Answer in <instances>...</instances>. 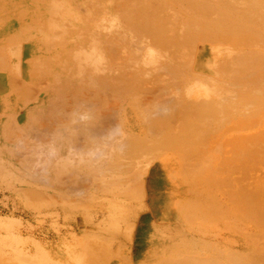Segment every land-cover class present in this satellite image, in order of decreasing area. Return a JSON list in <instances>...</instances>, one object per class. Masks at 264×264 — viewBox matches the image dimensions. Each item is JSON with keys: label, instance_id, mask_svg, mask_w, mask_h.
<instances>
[{"label": "rangeland", "instance_id": "rangeland-1", "mask_svg": "<svg viewBox=\"0 0 264 264\" xmlns=\"http://www.w3.org/2000/svg\"><path fill=\"white\" fill-rule=\"evenodd\" d=\"M16 1L20 2L21 0ZM41 1L43 0H32L36 9L34 14L31 13L33 20L30 21H33L35 28L37 26L38 28L44 27L46 31H50L51 36L45 34L42 37L38 31L34 32L31 34L32 40L30 41L33 44H28L30 47L34 45L38 50L51 43L69 44L71 42L74 44L72 46L77 45L72 58L77 66L76 74L71 72L74 86L82 81V83L89 81L91 84V79L94 78L96 82L98 81L97 76L103 73L111 75L110 72H112L114 75L110 77L112 81L116 75L118 76L114 79L117 81L116 83L121 81L131 87H136L138 82L144 81L142 86L145 87L147 81H152L153 86L157 87L155 82H158V79H161L163 75L171 83H174L173 80L177 77L178 70L185 69L187 75L191 77L185 76L184 85L181 88L175 85L173 89L176 94L185 91L186 106L191 107L194 104L192 108H195L196 112H200V115L195 114L197 116L194 117V121L200 120L203 115L197 122V127H200L199 131L205 124L208 126V122H211L215 128L219 126L217 118L215 119L216 115L211 113L212 111H207L211 114L205 110L203 112L199 106L201 100L215 98L220 91L215 87L217 86L215 81L221 79L222 76L224 80V75L217 70L223 67L219 65L221 58L220 61L215 59L218 58L219 53L226 56L224 58L226 71L230 70V67L234 71L235 61L239 65L240 61L238 62L235 57L239 53L245 54L246 52L248 54L250 49L251 51L255 49L263 52L264 55V20L252 22L250 2L246 5H234V8L238 9H232V11L229 9L233 14L242 10L243 15L239 19L236 18L237 20L233 18V14L230 15L228 9H223L222 6L219 10L216 8V15L221 14L216 16V19L223 17L225 12L229 13V17L224 16L227 19L223 21L229 25L234 24L233 22L240 24V28L244 29V32L236 31V28L232 27L233 25L225 27L227 31L231 32L232 36L229 39V37L221 35L224 33L223 26L220 27L223 33L219 31L220 29L209 31L210 38L206 39L212 43L217 40L216 42L219 43L204 42L198 52L192 53L193 57L198 55L199 60L202 58L203 61L208 62V67L199 68L200 66L196 65L193 69L191 68L192 56L191 54L187 55L185 61L184 51L191 46L192 39L196 46L200 38L189 33L190 26H183L186 28L183 30L185 34L183 36L190 41V45L188 44L189 46L186 47L187 44L176 43L177 39L172 45L173 47L164 50L161 46L167 44L159 35L166 31L167 26L164 25L163 19L158 20L148 14L150 10L157 11L158 4L164 6L168 0H156L149 11L148 7L144 6L146 3H143L140 7L143 11L137 7L135 12L132 9L125 11L126 7H133L130 5L118 9L115 5L118 0H90L91 3L88 0H46L43 6L40 5ZM245 1L243 0V2ZM259 4L264 7L261 2ZM211 6L212 9H215L213 5ZM195 7L197 6L191 5L189 11L185 9L182 16L191 17L199 14L200 11L197 12L199 8ZM173 9L177 14H181L179 7ZM129 11L135 16L130 15L126 19L125 14H130ZM50 12L52 14L48 15ZM158 12L161 13L162 10ZM245 12L250 14L247 15ZM143 14H145L144 17L141 16ZM245 14L248 17L244 16ZM45 15H48L50 19L49 24H46L48 20L43 18ZM147 15L148 18L145 17ZM238 15L241 14L238 13ZM199 16L204 24L207 23L206 26L214 27L212 18L204 16L203 12ZM230 17L232 18L228 19ZM175 21V23L179 22ZM81 22H85V25ZM173 25L176 27V24L173 23ZM85 26L88 29L83 31ZM248 26L254 27V30L247 29ZM187 28H189L188 31ZM32 29L34 30V28ZM78 29L81 31L78 32ZM225 35L228 34L225 33ZM152 38L157 42L153 44ZM26 42L28 41L24 40L20 43V49ZM68 44L65 45L67 49L70 48ZM193 44L191 47L194 49ZM184 45V50L181 48L174 52L175 58L170 55L172 49L174 51L177 46ZM17 50L18 48L10 49L8 54L15 60H21L17 57ZM231 53L236 54L233 57ZM54 55V53L50 54L51 57ZM240 56L238 59L245 58V55ZM210 57L212 58L208 60ZM231 57L236 59L232 60ZM33 58H37V56L32 57L28 63L30 78L34 77V80H38L39 76L32 66ZM172 58L173 62L170 61ZM245 60L248 62L247 65L243 62ZM248 60L249 58H245L242 61L244 68H241V70H247L237 75V77L241 75L243 78L242 83L237 82L241 88H248L250 84L264 81V60L255 62L253 66ZM231 61L234 62L231 63ZM62 63L68 65L66 59ZM227 63L232 66L228 65V68ZM170 64H172L173 70L168 68L162 72L163 69L159 68H166ZM119 66L123 70H119ZM213 66L215 67L213 68ZM240 66L242 67V65ZM149 68L157 70L151 71ZM109 69L111 70L109 71ZM156 73L161 75L155 80ZM194 73L200 77L192 75ZM58 74L60 77L66 78L64 72H58ZM137 74L141 75L143 80L141 78L139 81L133 79L134 77L137 79ZM210 77L213 80L210 81ZM127 78L128 80H126ZM67 80L69 79H65V81ZM63 83L65 86L69 84L63 80L59 82V84ZM39 84L40 86L46 85L44 82H39ZM222 85L221 91H225L227 88L231 94L226 90L227 95L237 102L235 103L233 99H230L232 104H228L231 101L227 102L230 113L222 116L225 121L219 123L221 129L203 130L200 133L190 132L191 137L188 135L187 138L184 137L181 140L179 138L180 144L177 140L174 141L176 145L163 153L157 151L156 155L153 154L154 158L152 155H149V158L147 154H141L143 155L141 156L138 153L140 157L137 158V162L144 161L137 163L135 166L137 170L126 171L127 173L122 170L124 166L122 168L117 166L122 171L114 172L113 167L116 166L111 168H107L108 166H79L75 161V158L81 157L80 162L87 164L84 156L90 155L92 160L99 164L98 161L101 158L111 157L112 151L122 150V147L125 149L123 132L114 120L108 124L110 128L106 126L107 128H99L96 129L97 131L90 132L95 146H105L108 148L107 150L111 151L112 149V151L108 155H104L103 150L84 154L82 145H72L70 140L79 133L80 128L89 130L86 125L81 123L75 126L79 120L87 116L77 115L68 110L55 109L50 118L53 119L49 124H52L51 128L48 130L47 126L44 127L47 136L41 140L42 128L40 126L37 128L40 132L33 127H28L25 130L19 126L21 123L17 117L21 113L19 111L21 108L18 110L6 109L7 120L1 121L0 137L1 133L9 134L14 125L19 126L18 129L23 135L11 141L10 138H0V264H94L96 261H93V258H113L114 254L119 257L116 256L117 259L113 261V264H124L123 262L128 264H159V262L161 264H264V260L254 259L259 256L264 257V91H256L258 89L254 88L256 92L253 91L246 95L244 94L245 90L239 87L238 91L243 92L245 96L242 98L243 95L236 94L239 95L238 99V96L234 95V93H238L235 92L237 89L235 90L233 86L225 87L224 83ZM56 87L59 88V85L57 84ZM229 89L233 91L231 92ZM129 90L132 91L133 88ZM46 92V90L40 91L35 99L27 102L26 105L29 104L27 111L36 115L39 110H42V108H37V103L40 96L41 99L47 98ZM51 92L56 93V90ZM155 95L153 96L155 99L152 100L138 96L137 105L124 106L128 112L130 126H144L141 112L145 117V115H150L147 113L148 110H152L153 112L151 111L149 116L151 118H156L159 115L162 118V115L168 113L169 103L167 100L161 98V103L160 98H157V93ZM227 95L225 94V96ZM191 100L194 101L191 102ZM195 100L199 101L198 105ZM42 102L43 100L40 101V104ZM166 104L168 107H165ZM27 106H22V109ZM48 107L49 105L46 104L45 109L50 111ZM232 109L235 110L234 114L231 113ZM154 111H156L155 114ZM60 119L63 121L62 123L64 121L70 123L62 126ZM123 119L125 120V118ZM11 125L13 126L10 127ZM6 127L10 128L5 132L4 128ZM137 132L139 136L145 135L139 129ZM82 137L80 139H83ZM90 137L88 135V138ZM96 139L100 140L96 141ZM27 140L31 142L29 146L26 144ZM61 151L63 152L61 153ZM61 156L63 161L64 158L68 159L67 163L70 166H66V168L60 166ZM165 160L170 162L173 160L174 166H154ZM143 166L144 168H142ZM112 168L113 170H111ZM134 172L137 173V183L140 179L143 184L139 183L143 187H137V202L128 196L120 195V193L129 190L127 186L122 185V180L126 179L125 182H128L132 176L135 178ZM109 178L115 180L119 185L114 187L113 183H107ZM60 184H63L62 188ZM65 184L73 186L67 187ZM130 191L133 193L132 189ZM197 201L200 202L201 208L192 206ZM181 204H185L183 215L181 214ZM246 207L249 209L246 210ZM175 210L179 212L178 215H181L178 223ZM182 218H184L183 221ZM112 220L118 224L113 223ZM183 222H185L184 226ZM101 231L107 233V236L103 235ZM116 231H119L118 235L110 242L104 239L110 238L111 233ZM98 233L100 234L98 235ZM156 233L166 238L160 247L157 245ZM98 241H101L105 246L111 244L107 247L110 250L109 255L104 256L101 250L92 247V243ZM90 253L94 255L92 259ZM186 260H190V262L186 263Z\"/></svg>", "mask_w": 264, "mask_h": 264}, {"label": "bare ground", "instance_id": "bare-ground-1", "mask_svg": "<svg viewBox=\"0 0 264 264\" xmlns=\"http://www.w3.org/2000/svg\"><path fill=\"white\" fill-rule=\"evenodd\" d=\"M89 2H90V0H88ZM131 1V2H130ZM128 0V1H124V0H118V2H116L115 3V5H116V7H118V9H120V8H124V7H126L127 5H130V6H133V7H126L125 8V11H127L126 9H132V10H134V12L138 9L137 7H139V10L141 11L142 10V8H140V7H142V5H143V3H146L144 6H147L148 7V11L150 10V8H151V6L154 4V2L156 1V0ZM134 3H133V2ZM250 2V4H249V8H250V11H252V14H250V16H252L253 17V21L252 22H256V21H258V20H264V7H262L259 3L261 2V4L262 5H264V0H252V1H250V0H246L245 2H243V0H168V1H166V3H164V6H161L160 5V3L158 4V6L160 7L161 6V9H159V7L157 8V11L155 10V11H152V10H150V12L148 13L149 15H152V17H155L156 19H158V20H161V19H163V23H164V25L165 26H167V29H165L166 31H164V30H162V31H164V32H162L163 34H161V35H159V37L162 39V40H164L165 41V43L167 44L166 46H161V48H163L164 50H166V48H171V46L177 41V39H178V41L176 42V43H183V44H187L186 45V47L187 46H189L190 45V41L186 38V37H184L183 35H185L184 33H183V30H184V28H183V26H190V34L192 33V35H194L196 38H200L199 40V42L196 44V46L193 44V39L191 40V42H192V44H193V46H195L194 47V49L191 47L192 46V44H191V46H189V47H187L186 49H185V51H184V57L183 58H185L187 55L188 56H190V54H191V56H192V53H196V52H198V50H199V48H200V46L205 42V43H208V44H215V43H219V42H213L212 43V41H210V40H207L206 38H210V33H209V31H212V30H218V29H220V27H224V29H222V31L224 32H222L221 31V29L219 30L220 32H222L223 34H221L223 37H229V39H230V37L232 36L231 35V32H229V31H227L226 30V28H228L229 26H232V27H235L236 28V31H238V32H244V29H242V28H240V24H238V23H235V22H233L234 24H232V25H229L227 22H224L223 20L224 19H227V18H225L224 16H226V17H229L228 15H229V13H226L225 12V14H227V15H225L224 14V16L223 17H221V18H219V19H216L215 17L216 16H220V15H216L217 13L215 12V10H216V8H218V10H219V8L221 9V6L223 7V9H231V11H232V9L234 10V9H236V8H234L235 6L234 5H241V4H244V5H246L247 3H249ZM91 3V2H90ZM191 5L192 6H197V7H195V8H197L198 10H197V12L198 11H200V13L201 12H203V15L205 16H208V17H210V18H212V20H213V23H214V27H212V26H206V24H204L203 22H202V20L200 19V16H199V14L197 13V14H195V15H193V16H191V17H188V16H182V12L183 11H185V9L187 10V11H189L188 9L189 8H191ZM211 5H213V7L215 8V9H212V6ZM154 6V5H153ZM181 9L180 10V12H181V14H177L175 11H174V7H176V8H178V7ZM239 8H240V6H238ZM245 7V6H244ZM134 8V9H133ZM238 9V8H237ZM244 9V8H243ZM160 10H162V12L161 13H159L158 11H160ZM143 11V10H142ZM146 11V10H145ZM174 11V12H173ZM231 11L229 10V12L231 13ZM236 11V10H235ZM244 11V10H243ZM130 12V11H129ZM242 10L240 11V12H237L236 14H233V12L230 14V15H232L233 14V18L235 19V20H237V19H239V18H241L242 17ZM258 12V13H257ZM141 13V12H140ZM143 13H145V12H143ZM176 13V14H175ZM223 13H224V11H223ZM238 13H240L241 15H238ZM247 15H249L248 14V12H245ZM160 14V15H159ZM174 14H175V16H177V17H175L174 16ZM191 14V13H190ZM244 15V16H246V17H248L247 15ZM256 14V15H255ZM126 15V17L128 16H132L133 14H131V12H130V14H125ZM137 15V14H136ZM144 15L145 14H143V15H141L142 17H144ZM133 16H135V14L133 15ZM249 16V17H250ZM128 17L126 18V19H128ZM146 18H148L149 16L147 15V16H145ZM232 17H230V18H228V19H231ZM237 18V19H236ZM129 19H132V18H129ZM134 19V18H133ZM175 20H178L177 22L178 23H180L179 25H177L178 23H175L176 21ZM224 23H223V22ZM129 22V21H128ZM157 22V21H156ZM231 22V21H230ZM135 23V22H134ZM173 23L174 24H176V27H175V25H173ZM210 23V22H209ZM212 24V23H211ZM153 25H154V23H153ZM155 26H157V25H155ZM226 27V28H225ZM231 27V29H234V28H232ZM243 27V26H242ZM165 28V27H164ZM251 29V31H253L254 30V27H250V26H248V28L247 29ZM161 29V28H160ZM186 29V28H185ZM211 29V30H210ZM246 29V28H245ZM147 30V29H146ZM189 30V28H187V31ZM208 30V31H207ZM157 31V30H156ZM185 32V31H184ZM186 33V32H185ZM225 33H227L228 35H225ZM189 34V35H190ZM211 34L213 35V32H211ZM186 35H188V33H186ZM235 35V34H234ZM141 36H143V35H141ZM140 36V37H141ZM149 37H150V35H148ZM139 37V38H140ZM158 37V38H159ZM203 37V38H202ZM222 37V38H223ZM190 38V37H189ZM192 38V37H191ZM190 38V39H191ZM194 38V37H193ZM153 39V38H152ZM187 40V41H186ZM160 41V40H159ZM153 44L155 43V42H157L156 41V39H153V41H151ZM162 42V41H161ZM186 42V43H185ZM189 42V43H188ZM196 42V41H195ZM165 43H163V44H165ZM221 43V42H220ZM189 44V45H188ZM185 45L184 46H177V48H176V50H174L173 51V49H172V52H170V55L171 56H173L174 58H175V53L174 52H176V51H178V50H181V48H183V50H184V48H185ZM232 45V44H231ZM234 45V44H233ZM173 47V46H172ZM234 49V48H233ZM193 50V51H192ZM195 50V51H194ZM192 51V52H191ZM240 52V51H239ZM244 52V51H243ZM242 52V53H243ZM230 54V53H229ZM235 54L236 53H234V55L231 53V55H233V57L235 56ZM240 54L241 53H239V54H237L238 56H235L236 58H232V60L234 59H236L238 62H239V65H238V63H236V61L234 62V61H231V63H233L234 62V64L235 65H233V67L235 66V67H237L238 69H236L235 67L233 68L234 69V71L232 70V68L230 67V70H228V71H226L225 70V66H224V64L226 63V60L224 61V58L226 57L225 55H223V53H219V55H218V58H215L214 56H213V58H215V59H217L218 61H220V58H221V61L219 62V65H221V66H223L222 68H219V69H217V70H219V72L220 73H222L223 75H224V80H223V76L221 77V79H219V80H217V81H215L216 83H217V86H215L217 89H220V91H219V93L218 94H216V97L215 98H207V99H204V100H201V102H200V104L197 102L196 104L198 105L199 104V106H201V110H203V112H204V110L207 112V111H212L211 113H214L215 115H216V117H215V119L217 118V120H218V123L215 121V119H214V121L220 126V124H221V121L222 122H224L225 121V119H222V116H225V114L226 115H229V109H228V107H227V105L228 104H232V100H230V99H233V98H231V96H228L227 95V92H226V90H227V88H225L226 90L225 91H221L222 89V87H223V83H224V85H226L225 87H229L230 88V86H233V88L236 90L235 92H238V93H234V95H235V97H237L238 99H239V95L240 96H242L243 95V92H241V91H238V88L240 87L239 85H238V83L237 82H241V80L243 81V78L241 77V75H239L238 77H237V75L239 74V73H244V70H247V69H242L241 70V68H244L243 67V64H242V61L246 58V59H248L249 58V60L251 61V65L253 66L254 65V63L255 62H258V61H263L264 60V55H263V52H260V51H257V50H255L254 49V51H251V49H250V52H248V54L245 52V54L243 53V54H241V56L243 55H245V58L243 57V59L241 60V56H240ZM247 54V55H246ZM210 55H212L211 53H210ZM214 55V54H213ZM241 57L240 59H238V57ZM212 57H210L208 60H210ZM115 60V59H114ZM173 60V58L170 60V61H172ZM187 59L185 58V61H186ZM213 60V59H212ZM248 60V61H249ZM165 61V60H164ZM254 61V62H253ZM173 62V61H172ZM191 68H195V66L196 65H198V66H200L199 68H204V67H208V62L206 63L205 62V60L203 61V59L201 58L200 60L198 59V55H197V57L195 56V57H191ZM199 62V63H198ZM224 62V63H223ZM246 65L248 64V62H246V60L245 61H243ZM228 63H230V62H228ZM227 63V66L229 65ZM253 63V64H252ZM123 65H125V64H123ZM238 65V66H237ZM240 65H242V67L240 66ZM104 66V65H103ZM108 66H109V68H110V65L108 64ZM172 66V64H170V65H168V67H166V68H164V67H159V68H161V69H163V71L162 72H164L165 71V69H168L169 68V70L170 69H172L173 70V68L171 67ZM226 66V67H227ZM229 66H232V64L231 65H229ZM229 66H228V68H229ZM240 66V67H239ZM104 67H106V66H104ZM121 66H119V70H123L122 68H120ZM215 66H213V68H214ZM117 68V67H116ZM158 68V67H157ZM212 68V67H211ZM111 69L113 70V68L111 67ZM111 69H109V71L111 70ZM151 71H153V70H157L156 68H149ZM192 69V70H193ZM225 70V71H224ZM241 70V71H240ZM131 72H134V71H131ZM159 72V71H158ZM193 72H194V70H193ZM201 72V71H200ZM226 72V73H225ZM111 73V75H109V74H107V73H105V75L107 76L106 78H105V80L103 81V83L102 84H100V83H96V82H93V84H91V86H92V88L90 89V91H88L89 92V96H88V98H86V104L85 103H83V104H85L84 106H83V104H82V106H83V110H86V111H83V112H85L84 114H82L83 112H81L82 111V109L81 110H79L80 108H79V106H78V111L79 112H77L76 111V114L77 113H79V115H80V112H81V115H85V116H89V125H91L90 127H89V133L90 132H92L93 130H96V129H99V128H107L108 127V124H111V122L114 120L116 123H118V121H119V117H123L124 116V114H128V112H127V110H126V108H124V106H131V104H135V105H137V97L138 96H144V99H150V100H152V99H155V97L153 98V96H156L155 95V93H157V98H160L159 99V101L161 100L162 101V99L161 98H163L164 100H167V102L169 103L168 104V106H169V111H167L168 113H166V114H164V115H162L163 117L161 118V116L159 117V116H155L156 118H151V117H149L150 115H151V113L153 112L152 110V112L151 111H149L148 110V112L147 113H150V115L148 116V118L146 119L145 117H147V115H145V117H144V114L141 112V117H144L145 119H143V121L144 120H146L147 121V124H144V131H145V135L144 136H137V137H130V135H128L125 139H124V147H125V145H126V147H125V149H123V147H122V150H119V151H112V149H111V151H112V155H111V157H108V158H101L98 162H99V164H97L96 162H95V160H92V157L90 156V155H88V156H84V159H85V161L87 162V164L86 165H84V166H108L107 168H111L112 166H116V167H113L114 168V172H120V171H122V170H129V166H135V164L137 165V163H139V162H143L144 160H140L139 162H137L138 160H137V158H139L140 156L138 155V153L141 155V154H143V155H146L147 154V156L149 157V155L151 156H153V154H157L158 152L157 151H160V152H164V151H166V150H168V149H171V147H173L174 145H176V140H177V142H178V140H179V138H180V140H181V138H187V136L190 134V132L192 133L193 131L194 132H202L203 130L204 131H206V130H212V131H214L215 129L216 130H218V128H219V126H218V128L216 127H214V126H212L211 125V122H208L207 124H208V126H206V124L204 125V124H201L202 126L204 125V127L203 128H201L202 130H200L199 131V129L198 128H200L199 126L197 127V122L198 121H200L201 120V118L203 117V115H202V117L200 118V120H198V119H196V120H198V121H194V117H196L197 115H195L196 113L197 114H199L200 115V112H196L197 110L195 109V108H192V105H194V104H188V105H191V107H188V106H186V101H185V99H186V96H185V91H180L179 93H177L176 94V91L173 89L174 88V86L176 85V86H179L180 88L184 85V80H185V76H189V75H187V73H186V71H185V69H180V70H178V73L176 74L177 75V77H175L174 78V80H173V82L174 83H171L170 81H169V79H166V76L165 75H163L162 77H161V79L159 78L160 77V73H156V75H155V80L156 79H158V82L156 81L155 82V84H156V86L157 87H154L153 85H154V83L152 82V81H147V83H146V86L145 87H143L142 85L144 84V81H141V82H138L137 83V86L135 87V86H133V87H131V86H129V85H127V84H124L123 82H121V81H118L119 83H116L117 81H112V80H110V78L109 77H111V76H114L113 75V73L112 72H110ZM139 73V72H138ZM173 73H175L174 71H173ZM196 73V72H195ZM192 74V75H195V76H197V77H200L198 74ZM104 74V73H103ZM126 74V73H125ZM124 74V75H125ZM134 74V73H133ZM139 74H141V73H139ZM139 74H137V79H136V77H134L133 79H135V80H137V81H139L140 80V78L143 80V78L141 77V75H139ZM163 74V73H162ZM179 74V75H178ZM201 74H202V72H201ZM191 75V74H190ZM135 76V75H134ZM138 76H140V77H138ZM154 76V75H153ZM157 76V77H156ZM118 76L116 75V78H117ZM191 76H189V78H190ZM212 77V76H211ZM211 77L209 78V80L211 81V80H213V79H211ZM242 79H241V78ZM251 77V76H250ZM54 78V77H53ZM116 78H114V79H116ZM152 78V77H151ZM153 78V79H154ZM237 78V79H236ZM251 79V78H250ZM126 80H128V78L126 79ZM125 80V81H126ZM130 80V79H129ZM131 80H132V78H131ZM154 80V81H155ZM160 80V81H159ZM234 80H236L235 82H234ZM131 82H133V81H131ZM176 82H179V83H176ZM213 82V81H212ZM253 82V81H252ZM47 83V82H46ZM120 83H123V84H120ZM242 83V82H241ZM248 84V83H247ZM237 85H238V87H237ZM245 85V84H244ZM52 86V85H51ZM140 86V87H139ZM81 87H83V85L81 86ZM139 87V88H138ZM89 88V87H88ZM131 88H133V90L132 91H130L129 89H131ZM241 88V87H240ZM254 88H256V89H258V90H256V91H264V81L263 82H260V83H253V84H250V87H248V88H241V89H244L245 90V92H244V94H249V93H251V92H256L255 91V89ZM35 90V89H34ZM62 90V89H61ZM82 90V89H81ZM80 90V91H81ZM230 91H231V89H229ZM228 91V90H227ZM233 91V90H232ZM231 91V92H232ZM63 92V91H62ZM65 92V91H64ZM82 92V91H81ZM85 93L87 92V91H84ZM83 92V93H84ZM88 92L86 93L87 95H88ZM128 92V93H127ZM74 93V92H73ZM228 93H229V91H228ZM241 93V94H240ZM65 94H67L66 92H65ZM80 94V93H79ZM78 93H77V95H79ZM82 94V93H81ZM81 94H80V96H81ZM225 94L227 95V96H225ZM230 94V93H229ZM236 94H239V95H236ZM85 95V94H84ZM231 95V94H230ZM61 96V95H60ZM65 96V95H64ZM79 96V97H80ZM245 95H243L242 96V98L244 97ZM249 96V95H248ZM252 96H253V94H252ZM78 97V98H79ZM234 97V96H233ZM75 98V97H74ZM73 98V99H74ZM85 98V97H84ZM156 98V101H158V99ZM72 99V100H73ZM203 99V98H202ZM70 100V99H69ZM71 100V101H72ZM75 100V101H74ZM73 100V103H75L76 102V100H77V97H76V99H74ZM83 100V99H82ZM81 100V101H82ZM234 101H235V99H233ZM237 100V99H236ZM253 100V99H252ZM62 101V100H61ZM63 101H65L64 99H63ZM70 101V102H71ZM79 101V100H78ZM81 101H79V103H81ZM159 101H158V103H159ZM160 101V102H161ZM192 101H194V100H191V102ZM216 101H218V102H216ZM228 101H231V103L229 102L228 104H227V102ZM65 102H68L66 105H71V103H69V101L67 100V101H65ZM186 102V103H185ZM237 101H235V103H236ZM64 103V102H63ZM157 103V102H156ZM162 103V102H161ZM238 103H241V102H238ZM56 104H57V102H56ZM59 104V103H58ZM76 104V103H75ZM155 104V103H154ZM153 104V105H154ZM195 104V105H196ZM60 105V104H59ZM58 105V106H59ZM64 105V104H63ZM65 105V106H66ZM80 105V104H79ZM148 105H150V104H148ZM162 105V104H161ZM160 105V106H161ZM244 105V104H243ZM250 105V104H249ZM167 106V104H166V106L165 107H168ZM238 106V105H237ZM60 107H61V105H60ZM72 107V106H71ZM71 107H66L67 108V110L69 109V108H71ZM75 107V106H74ZM73 107V108H74ZM146 107H148V106H146ZM152 107V106H151ZM156 107H157V105H156ZM188 107V108H187ZM195 107V106H194ZM249 107V106H248ZM123 108H124V110H123ZM163 108V107H162ZM62 109H65V107L63 106V108ZM76 109V108H75ZM152 109H153V107H152ZM157 109V108H156ZM227 109V110H226ZM154 110V109H153ZM162 110H164V109H162ZM195 112H194V111ZM200 110V111H201ZM238 110H240V109H238ZM73 111V110H72ZM127 112V113H124V112ZM144 111V110H143ZM199 111V110H198ZM231 111V110H230ZM235 110H233L232 109V111H231V113H233ZM54 112V111H53ZM155 112L156 111H154V114H155ZM202 112V111H201ZM210 112H207V113H210ZM163 113V112H162ZM206 113V114H207ZM210 113V114H211ZM204 115H205V113H203ZM234 114V113H233ZM253 114V113H252ZM256 114V113H255ZM193 115H195V116H193ZM152 116H153V114H152ZM207 116V115H206ZM210 116H213V115H210ZM230 116H231V114H230ZM70 117V116H69ZM79 117V116H78ZM209 117V116H208ZM214 117V116H213ZM159 118V119H158ZM198 118H199V116H198ZM204 119V118H203ZM208 119H210V118H208ZM45 120H47V118L45 119ZM53 120V119H52ZM78 120V119H77ZM230 120V119H229ZM210 121H211V119H210ZM207 122V121H206ZM205 122V123H206ZM212 122H213V118H212ZM81 123V122H80ZM84 123H86V122H84ZM88 123V122H87ZM220 123V124H219ZM42 124V123H41ZM47 124H49V123H47ZM200 124V123H199ZM86 125V124H85ZM179 125V126H178ZM210 125V126H209ZM240 125V124H239ZM51 126V125H50ZM49 126V127H50ZM86 126H88V125H86ZM107 126V127H106ZM110 126V125H109ZM44 127H45V125L43 126V129H44ZM197 127V128H196ZM245 127V126H244ZM51 128V127H50ZM49 128V129H50ZM108 128H110V127H108ZM197 130H196V129ZM232 128V127H231ZM42 129V130H43ZM48 129V128H47ZM48 129V130H49ZM88 129V128H87ZM121 129V128H120ZM195 129V130H194ZM219 129H221V128H219ZM45 131V130H44ZM84 131V130H83ZM97 131V130H96ZM95 131V132H96ZM99 132H101V131H99ZM216 132H221V131H216ZM107 133V132H106ZM198 133V134H199ZM41 134H44V133H41ZM85 134H87V133H85ZM123 134H124V132H123ZM194 134V133H193ZM217 134V133H216ZM222 134V133H221ZM89 135V137L92 135V133H90V134H88ZM124 135H126V134H124ZM123 135V136H124ZM191 135V134H190ZM189 135V136H190ZM86 136V135H85ZM194 136H196V135H194ZM21 137V136H20ZM45 136H43L42 138H44ZM94 137V136H93ZM125 137V136H124ZM191 137V136H190ZM100 138V137H99ZM16 139V138H15ZM103 139V138H102ZM105 139V138H104ZM76 141H78V140H80V137H78L77 139H75ZM97 140H100V139H96V141ZM173 140V141H172ZM104 141V140H103ZM175 141V142H174ZM182 141H183V139H182ZM122 142V141H121ZM99 143V142H98ZM102 143V142H101ZM179 144L181 143V142H178ZM104 144V143H103ZM111 144V143H110ZM122 144V145H123ZM82 145V147H83V152H84V154H87V152H90L91 153V151H102L103 150V152H104V155H108L111 151H109V150H107L108 148L107 147H100V146H98L97 144V146H95L94 145V141L92 140V138L90 137V138H87V139H84L83 140V143L81 144ZM101 145V144H100ZM82 147H81V149H82ZM177 147V146H176ZM175 147V148H176ZM98 151V152H99ZM120 151H122V152H120ZM95 153V152H94ZM143 155H141V156H143ZM159 155V154H158ZM81 158V157H80ZM82 158H83V156H82ZM150 158V157H149ZM153 158H154V156H153ZM140 159H142V158H140ZM146 160V159H145ZM151 160H152V157H151ZM172 162H173V160H172ZM172 162H170V161H167V160H165L164 161V166L166 165V166H174L173 164L174 163H172ZM117 166H121V168H122V166H124L123 167V169L121 170L119 167H117ZM113 168L111 169V170H113ZM142 168H144V166L142 167ZM141 168V169H142ZM130 169H131V167H130ZM147 169V168H146ZM145 171V170H144ZM143 171V172H144ZM108 173H110V172H108ZM123 173V172H122ZM124 173H125V171H124ZM127 173V172H126ZM105 175H107V174H105ZM109 175V174H108ZM139 176V175H138ZM114 177V176H113ZM137 177V176H136ZM140 177V176H139ZM131 178H133V176L131 177ZM130 178V179H131ZM128 179V178H127ZM137 179V178H136ZM113 183V184H116L113 180H110V178H109V180H108V182L107 183ZM139 183H141L142 184V182H140V179H139ZM139 183H137V184H139ZM145 184V183H144ZM136 185V184H135ZM143 185V184H142ZM141 185V186H142ZM139 186H140V184L137 186L138 188H139ZM140 186V187H141ZM84 187V186H83ZM143 187V186H142ZM145 187V186H144ZM236 187H237V185H236ZM140 189H142V188H140ZM245 189V188H244ZM243 189V190H244ZM249 189V188H248ZM84 190V189H83ZM34 191V190H33ZM148 191V190H147ZM146 191V192H147ZM33 193V192H32ZM245 193V192H244ZM136 194V193H135ZM170 194V193H169ZM168 194V195H169ZM32 196V195H31ZM155 196V195H154ZM173 196V195H172ZM34 197V196H33ZM161 197V196H160ZM147 198V197H146ZM247 199V198H246ZM149 201H151V200H149ZM180 202V201H179ZM166 203V202H165ZM150 204H152L151 202H150ZM179 204V203H178ZM186 204V203H185ZM185 204H181L182 206H181V211H182V215H183V209H184V206H185ZM200 204V202H196L195 204L193 203L192 204V206L194 205V206H197L198 208H201V206L199 205ZM191 206V207H192ZM89 207V206H88ZM101 207V206H100ZM137 207V206H136ZM176 209H177V207H176ZM249 208L248 207H246V210H248ZM109 212V211H108ZM178 211L177 210H175V217H176V222L178 223V221L180 220V218H181V215H178L179 214V212L177 213ZM106 213V212H105ZM185 215V214H184ZM193 217V216H192ZM184 220V218H182V221ZM113 221V223H117L116 221H114V220H112ZM118 224V223H117ZM116 224V225H117ZM112 225H114V224H112ZM185 225V222H183V226ZM111 227V226H110ZM113 227V226H112ZM89 230V229H88ZM97 230V229H96ZM119 233V232H118ZM166 240V238L165 237H163L161 234H159V233H156V241H157V245H158V247H160L162 244L161 243H164V241ZM167 242V241H166ZM111 245V244H110ZM192 250V249H191ZM190 251V250H189ZM92 256H94L93 254H91L90 253V258L92 259ZM220 257H221V255H220ZM255 260H264V257H256V258H254ZM196 260V259H195ZM159 262V261H158ZM163 262V261H162ZM186 263H189L190 262V260H186L185 261ZM159 264H161L160 262H159Z\"/></svg>", "mask_w": 264, "mask_h": 264}, {"label": "crops", "instance_id": "crops-1", "mask_svg": "<svg viewBox=\"0 0 264 264\" xmlns=\"http://www.w3.org/2000/svg\"><path fill=\"white\" fill-rule=\"evenodd\" d=\"M45 2H46V0L41 1L40 5L43 6V4ZM33 4L34 3H32V0H21L20 2L16 1V0H0V124L2 126L1 121L4 122L5 120H7L6 109L10 108V109L18 110V108H21L19 110V111H21V113L19 114L17 119L21 123V125L19 124V126L24 128L25 130H27L28 127H33L34 129L38 130L37 129L38 126H40V128L43 129L44 125L47 126L49 129L51 127L49 124H50V122H52L51 121L52 119H50V118H51V116H53V113H54L53 111H55V109H59V111H62V110H67L66 107L72 106L71 108L68 109V111L76 114V111L79 112L78 111V106H79V108H80L79 110L82 109L81 112L86 111V110H83L85 108V107L83 108V106L86 104V98H88V96H89L88 91H90V89L92 88L91 84H93V82H95L94 78H93V79H91V84H89V81H86L85 83H82L83 82L82 81L81 83H77L76 86H74V83L72 84V79H71L72 73L71 72H75V74H76V70H77V66L75 65L72 58H73V51L76 50L75 47H78L77 45L72 46L74 44H72L71 42L69 44L60 42V43H56V44H54V43L46 44L45 47L42 46L40 48V50L36 49L34 45L32 47H30V45L33 44L32 42L30 43V41L32 40V35H31L32 33L38 31L42 35V37H44L45 34H50V36H51L50 31H46V29L44 27L38 28V26H37V28H35L33 21H30L31 19L33 20L31 13L34 14V10L36 9V6H34ZM4 6H10V7H4ZM50 14H52V12L48 13V15H50ZM48 15H45L43 17L45 20H48V22L46 24H49V20H50L48 18ZM29 23H31V24H29ZM81 24L85 25V22H81ZM43 25L45 26V24H43ZM31 27L34 28V30ZM85 27L86 28L83 31H86L88 29L87 26H85ZM79 31H81V30L78 29V32ZM52 34H53V32H52ZM44 39L47 40L48 38H44ZM24 40H27L28 42L24 43L22 45V48L20 49V43ZM51 41H52V39H51ZM28 43H30V45ZM66 44H68V47H70L69 49H67V46L65 47ZM14 48H18L17 57L21 59V60L17 59L19 61L11 58V55L8 54V51H10V49H14ZM90 48L91 47H89V49ZM53 53L55 55L51 57L50 54H53ZM69 54L72 56H70ZM34 56H37V58H33L34 61L32 62V66H33L36 74L39 76L38 80H34L35 79L34 77L30 78V73H29L30 67L28 66V63L30 62L31 58ZM65 59L67 60L68 65H66V64L63 65L62 61ZM57 68H58V70H57ZM58 72H64V77H66V78L60 77ZM106 77L107 76L105 75V73L97 76L96 78L98 81H96V83L102 84ZM65 79H69V80L65 81ZM81 79L83 80V78H81ZM62 80L64 82H66L67 84L68 83L69 84L66 86L64 83L59 84V82H62ZM110 80H111V78H110ZM37 81H38V83H35ZM113 81H115V80L113 79ZM39 82H44V83L47 82V83L45 86H40ZM57 84L59 85V88L56 87ZM82 85H83V87H81ZM42 90L47 91L46 92L47 98L41 99L40 98L41 96L39 97V100L37 103V106H38L37 108H42V110H39L36 113V115H34L33 112L30 113V111H27L29 108L27 105H29V104L26 105V103L35 99L37 97V94ZM52 90H54V91L56 90V93H52L51 92ZM64 91L67 94H65ZM84 91H87L88 95L86 94L87 92L85 93ZM77 93L78 94L82 93V94L80 96V94L77 95ZM76 97H77V100H76V102H75L76 104H75V103H73V100L76 99ZM63 99L65 101L68 100L69 103H71V105L70 106L66 105L68 102L63 101ZM41 100H43L42 104H40ZM78 100L79 101L82 100L81 103H79ZM56 102H57V104H56ZM58 103L61 105V107ZM83 103H85V104H83ZM46 104L49 105L48 108L50 109V111H47L45 109ZM82 104H83V106H82ZM22 106H25V107L27 106V108L22 109ZM63 106L65 107V109H62ZM46 111H47V114H45ZM81 112H80V115H81ZM84 113L85 112H83L82 114H84ZM77 115H79V113H77ZM55 116H56V112H55ZM126 116L119 117V121L117 123V126H119L121 128V132H124V134H126V135L123 134L125 136V137L123 136V140L128 135H130V137L131 136L132 137L139 136L137 129H139V130L143 131V133H145L144 127L141 124H140L141 127H138L137 125L136 126L135 125L130 126V123H129L130 119L128 118V114H126ZM13 117L15 120V114ZM147 117H145V118H147ZM46 118H47V120H45ZM123 118H125V120ZM145 118L141 117L142 121ZM88 120H89V116L87 115V117L79 120L78 123L76 122L77 125L75 124V126L80 125L79 123L81 122L82 125H85V124L88 125L87 127L89 129V127L91 125H89ZM59 121H60V123L63 122L61 119ZM139 121H140V119H139ZM65 122L66 121H64V123H62V126H65V124L70 123V122H66V123ZM84 122H86V123H84ZM47 123H49V124H47ZM144 123L146 124L147 121L144 120ZM12 126L13 125H11L10 127H12ZM19 126L14 125V128L11 130V132L9 134L4 135L1 133L0 138L1 139H9L10 138V141H11V140H13L19 136H22L23 134L18 129ZM10 127L4 128L5 132L9 131ZM1 130H2V128H1ZM44 130L45 129L42 130V133H44V134L40 133L41 134V136H40L41 140L43 139L42 138L43 136H45V137L47 136V133H45L46 131H44ZM85 133H87V134H85ZM88 134H90L89 131L85 130L84 128L83 129L80 128L79 133L70 140L71 144L72 145L82 144L83 140L88 138ZM78 137H80V138L82 137L83 139L76 141L75 139H77ZM26 144L29 146L31 144V142L29 140H27ZM62 152L63 151H61V153ZM91 152H93V151H91ZM62 158L63 157L61 156L59 159V162L62 161L60 166H64V168H66V166H70L67 163L68 159L64 158V161H63ZM80 160H81L80 157L75 158V161L78 162L77 165H79V166L86 165L85 163H81ZM135 166H137V165L135 164ZM135 166L133 165L131 167V169L129 167V170L125 169L123 171H125V172L126 171L131 172L132 170L135 171V170H137V169H135ZM154 166H158V167L164 166V162L163 163L160 162L158 164L156 163ZM133 167H134V169H133ZM136 172H134L135 178L128 179V182H125L126 179L122 180V185L127 186L129 190L120 193V195L128 196L129 198H131L132 200H135L137 202V179H136L137 173ZM129 176H130V174H129ZM113 181L116 184H112V185L114 187H117V185H119V184L115 180H113ZM62 185L63 184H60L61 188H62ZM65 185L67 187L73 186V185H68V184H65ZM130 189L133 190V193H131ZM136 206H137V203H136ZM118 232L119 231L113 232V233H111L110 238H104V239H107L108 242H110L113 238H115L118 235ZM101 233L103 235L107 236V233H105L103 231H101ZM99 234L100 233H98V235ZM109 245L110 244H108V246H105L101 241L92 243V247H95V248L101 250L104 256L109 255L110 250L107 248V247H109ZM118 253H119V251H118ZM116 256L119 257L118 255L114 254L113 258L103 257V258H93L92 260L96 261L94 264H113V261H115L117 259ZM94 259H96V260H94ZM123 263L128 264L125 262H123Z\"/></svg>", "mask_w": 264, "mask_h": 264}]
</instances>
